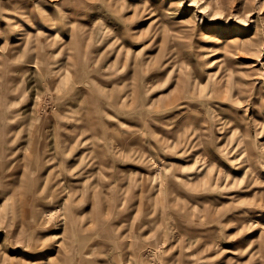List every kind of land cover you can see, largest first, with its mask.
<instances>
[{
	"label": "rangeland",
	"instance_id": "1",
	"mask_svg": "<svg viewBox=\"0 0 264 264\" xmlns=\"http://www.w3.org/2000/svg\"><path fill=\"white\" fill-rule=\"evenodd\" d=\"M115 1L0 0V264H264V0Z\"/></svg>",
	"mask_w": 264,
	"mask_h": 264
},
{
	"label": "bare ground",
	"instance_id": "2",
	"mask_svg": "<svg viewBox=\"0 0 264 264\" xmlns=\"http://www.w3.org/2000/svg\"><path fill=\"white\" fill-rule=\"evenodd\" d=\"M110 1H112V0H110ZM115 1V0H114ZM118 2H119V0H117ZM116 4V1L114 2V5ZM117 5H118V3L116 4V7H117ZM111 6V5H110ZM119 6V5H118ZM111 8H113V7H111ZM113 9H115V7L113 8ZM116 10H118V8L116 9ZM119 12V11H118ZM120 14V13H119ZM133 14H136V10L133 8ZM97 22V21H96ZM54 24V23H53ZM50 25V24H49ZM163 29H164V27H163ZM169 30V29H168ZM180 30H177V32H179ZM147 32V30H141V29H138V30H136V32H135V37H142L143 35H144V33H146ZM181 32H185V31H181ZM186 32L188 33V35H191L190 34V29L189 28H187L186 29ZM109 34V33H108ZM105 35H107V34H105ZM194 35H192V37H193ZM199 36H200V38L203 40V41H206L207 39H208V35H205V33L204 32H200L199 33ZM191 36H189V38H190ZM195 37V36H194ZM252 37V36H251ZM104 38H106V37H104ZM18 44L20 43V41H21V37H18V39L16 38V40H15ZM102 41V40H101ZM202 42V41H201ZM213 43H215L216 44V46L217 47H220L221 49L223 48L224 50H227V51H234V50H242V51H252L253 49H254V47H255V45H256V43H255V41L251 38H242V37H239V36H236L235 38H233V39H229V38H223V37H221V36H215V38H213V41H212ZM73 43H74V40H73ZM99 43V42H98ZM206 43V42H205ZM102 44V43H101ZM75 46V45H74ZM67 49V48H66ZM210 49V48H209ZM233 49V50H232ZM64 52L66 53V51L64 50ZM204 52V51H203ZM196 54H198L197 52H196ZM194 55V54H193ZM204 56V55H203ZM225 56V55H224ZM134 58V57H133ZM128 60V59H127ZM126 60V61H127ZM214 60V59H213ZM211 61V60H208V63H213L214 61ZM137 63V62H136ZM148 63V62H147ZM155 63V62H154ZM109 64V63H108ZM133 65V64H132ZM164 65V64H163ZM120 67H122V66H120ZM99 69V68H98ZM124 70V69H123ZM66 72V71H65ZM64 73V72H63ZM120 73V72H119ZM196 75V74H195ZM127 77H128V75H127ZM127 77H125V79H127ZM72 78V77H71ZM124 79V78H123ZM122 80V79H121ZM211 80V79H210ZM201 81V80H200ZM212 81V80H211ZM131 82H132V80H131ZM133 83V82H132ZM122 85V84H121ZM132 85V84H131ZM133 85H135V84H133ZM128 86H129V82H128ZM139 86V85H138ZM138 86H137V88H138ZM142 86V85H141ZM127 89V88H126ZM206 90V89H205ZM140 91V90H139ZM121 92V91H120ZM119 92V93H120ZM215 92V91H214ZM125 93H126V90H125ZM130 94L133 96V94H132V92H131V90H130ZM129 94V95H130ZM127 95H128V93H127ZM135 95H136V93H135ZM130 97V99H131V96H129ZM114 98V97H113ZM134 98V97H133ZM122 99V98H121ZM120 99V100H121ZM124 99V98H123ZM128 99V98H127ZM126 99V100H127ZM125 101V100H124ZM113 102V101H112ZM119 102V101H118ZM116 103V102H115ZM123 104V103H122ZM28 213V212H27ZM27 218V217H26ZM43 224V223H42ZM51 241V240H50ZM58 246V245H57ZM51 247H52V245H51ZM54 247V246H53ZM56 252V251H55ZM34 258V257H33ZM56 258V257H55ZM54 260V257H51L50 259H48V262H50V261H53Z\"/></svg>",
	"mask_w": 264,
	"mask_h": 264
},
{
	"label": "crops",
	"instance_id": "3",
	"mask_svg": "<svg viewBox=\"0 0 264 264\" xmlns=\"http://www.w3.org/2000/svg\"><path fill=\"white\" fill-rule=\"evenodd\" d=\"M29 65H31V64H29ZM32 67H33V65H31Z\"/></svg>",
	"mask_w": 264,
	"mask_h": 264
}]
</instances>
